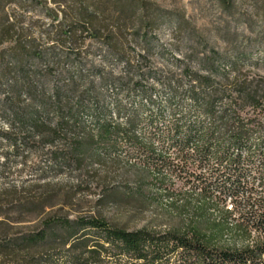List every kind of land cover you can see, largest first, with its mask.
Segmentation results:
<instances>
[{
	"label": "rangeland",
	"instance_id": "1",
	"mask_svg": "<svg viewBox=\"0 0 264 264\" xmlns=\"http://www.w3.org/2000/svg\"><path fill=\"white\" fill-rule=\"evenodd\" d=\"M55 1L64 9L53 20L47 10L57 6L51 0H12L13 13L23 14L17 27L24 33L15 38L26 43L29 53L36 50L59 58L57 70L75 71L79 61L93 81L105 118L124 125L132 108L147 104L134 87L137 83L155 101L144 108L146 113L159 108L166 122L172 115L188 113L187 120L209 125L211 119L191 111L195 104L189 91L201 89L194 73L207 79L204 88L212 94L216 115L226 109L225 117L231 120L239 113L243 124L254 130L252 136L264 140V110H254L236 95L239 87L247 85L264 89V0H230L229 6L219 0H139L140 29L132 25L138 23L137 14L123 20L113 12L104 13L98 18L101 37L77 32L75 41L63 42L57 36L58 23L77 22L74 13L90 0ZM115 1L101 0V5L112 8ZM106 31L114 33L109 42ZM7 47V42L0 45ZM35 61L42 79H51L45 70L50 60ZM102 76L106 78L101 80ZM17 108L32 111L34 104L22 95ZM36 118L44 122L39 130H20L17 124L9 128L12 118L0 112V264H69V246L63 244L67 219L98 218L128 231L187 227L194 193L182 188L174 176L160 181L145 168L144 155H136L128 142L119 137L116 146L106 151L95 140L85 142L81 132L55 131L53 114ZM79 121L92 128L88 113L81 114ZM145 124L141 122L140 128ZM77 141L84 142L82 156L72 154L71 143ZM230 206L227 200L226 208ZM217 216V210L205 215L207 220ZM206 219L200 224L205 230ZM42 233L45 239L40 238ZM83 234L91 239L98 236L86 230L76 237ZM30 237L37 238L28 243ZM241 242L225 235L221 244L240 246ZM126 260L120 257L119 264Z\"/></svg>",
	"mask_w": 264,
	"mask_h": 264
},
{
	"label": "trees",
	"instance_id": "2",
	"mask_svg": "<svg viewBox=\"0 0 264 264\" xmlns=\"http://www.w3.org/2000/svg\"><path fill=\"white\" fill-rule=\"evenodd\" d=\"M51 1L57 7L47 11L54 20L64 5ZM219 1L225 6L230 4V0ZM10 2L12 0H0V45L7 42L9 46L6 50L0 49V91H3L0 112L12 118L9 128L17 124L20 130H39L44 122L36 115L53 114L55 131L65 135L81 132L85 142L95 140L106 151L116 146V139L120 137L136 155H144L145 168L160 181H164L166 175L174 176L182 188L187 187L196 198L191 221L182 230L128 231L98 218H79L74 222L67 219L63 222L68 231L63 244L69 246V264L110 261L119 264L122 256L127 259L123 264H264V140L252 136L254 130L243 124L239 113L235 112L231 120L225 117L226 109L216 115L212 94L204 88L207 79L193 73V80L201 89L192 87L189 98L195 104L192 113L211 119L209 125L187 120L188 113L172 115L167 122L163 121V111L159 108L146 113L144 108L155 101L148 89L137 83L134 87L147 99V104L141 102L132 108L124 125L112 122L98 108L99 95L93 81L78 65L79 61L75 71L57 70L59 58L36 50L29 53L26 43L16 39L24 33L17 27L23 14H14ZM101 4V0H90L89 5L79 6L74 13L78 19L74 24L66 25L65 20H61L56 29L61 42L75 41L77 32L87 33L90 38L101 37L103 27L98 18L104 13L113 12L123 20L137 14L138 23L132 25L141 28L139 0H116L113 9ZM106 32V42H109L114 33ZM43 58L50 60L45 70L51 73V79H42L35 66V60ZM22 95L32 100V111L17 108V99ZM236 95L254 110L259 108V112H263L264 89L247 85L239 87ZM83 113L91 116L92 128L80 123ZM141 122H146L143 129ZM83 143H71L72 154L82 156L86 151ZM9 144L16 147L14 141ZM227 200L230 208H226ZM211 210H217L219 216L207 220L205 215ZM204 219L207 230L200 226ZM86 230L98 236L95 239L86 234L76 237ZM225 235L240 238L241 245L221 244ZM45 236L42 233L40 238L45 239ZM36 238L26 241L32 243ZM71 252L74 255L71 256Z\"/></svg>",
	"mask_w": 264,
	"mask_h": 264
}]
</instances>
